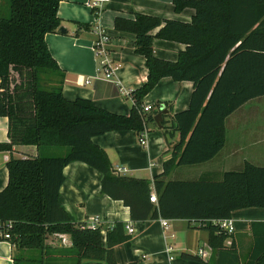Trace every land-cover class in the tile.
Segmentation results:
<instances>
[{"label":"trees","instance_id":"16d2710c","mask_svg":"<svg viewBox=\"0 0 264 264\" xmlns=\"http://www.w3.org/2000/svg\"><path fill=\"white\" fill-rule=\"evenodd\" d=\"M58 3L7 0L5 15L0 8V116L8 120V141H0V151L10 153L7 183L0 190V226L11 223L6 240L15 250L13 264H80L82 259L119 264L114 249L130 238L125 223H113L102 237L101 227L81 228V222H72L58 201L63 168L74 161L102 174L101 192L122 201L132 221L187 219L207 230L213 253L208 264H264V221L250 223L251 245L244 257L234 241L224 244L232 234L213 222L237 209L264 208V166L245 161L240 169L224 171L220 179H167L174 166L215 157L225 143L226 116L264 94V0H172L176 12L194 8L189 22L142 13L115 17L116 30L134 34V51L144 56L147 67L145 83L130 92L127 115L86 98L64 96V72L44 39L60 26ZM154 38L183 43L185 48L175 61L161 59L153 54ZM163 77L193 84L187 108L172 113L165 103L156 104L157 110L161 105L167 109L161 130L170 157L152 179L120 175L91 138L114 130L151 131L147 124L152 116L142 111L143 98ZM15 145L35 146L37 154L15 156ZM63 147L65 154L49 155L51 149ZM152 189L157 204L149 200ZM58 233L67 235L70 245L60 239L57 246L46 243ZM31 250L38 251L37 258L25 256ZM181 256L203 261L196 255Z\"/></svg>","mask_w":264,"mask_h":264},{"label":"crops","instance_id":"0c3cea01","mask_svg":"<svg viewBox=\"0 0 264 264\" xmlns=\"http://www.w3.org/2000/svg\"><path fill=\"white\" fill-rule=\"evenodd\" d=\"M90 2L91 0H59V27H64L66 31L62 32L58 28L46 33L44 39L52 57L64 72L62 92L67 99L86 98L107 111L127 115L132 102L129 96L120 92L116 81L131 92L145 83L147 67L144 56L134 51V34L116 30L115 17H131L134 13H142L189 22L194 8L185 7L176 12L172 0H108L96 7L100 8V12L95 16ZM97 26L109 35V58L117 66L109 79L104 77L94 53V29ZM156 31L157 28L152 30V34ZM152 48L154 56L175 61L185 45L154 38ZM192 89L191 81H174L170 77H163L144 96L143 104L152 106L150 113L157 111L158 102L165 103L170 112H178L188 107ZM7 125V117L0 116L1 142L8 141ZM224 127L225 143L215 157L204 163L187 166L186 169L174 166L168 176L176 179H197L203 176L220 179L224 171L240 169L245 161L264 166V94L249 99L232 111L226 116ZM138 134L135 130H114L93 136L91 140L104 150L114 170L125 168L120 175L152 179L162 171V164L170 157L171 152L164 133L156 126L151 131H146V148L139 145ZM13 154L36 155L37 150L32 145H15ZM9 157L8 151H0V190L7 183L6 162ZM63 174L65 179L59 189L58 201L72 222H86L99 217L104 227L119 221L132 227V233L126 231L130 238L114 249L119 264L130 261H136L137 264H208L211 259L213 253L208 244L207 230L193 227V223L187 219H168L165 230L159 219L132 221L129 208L122 201L114 200L101 192L102 174L98 170L83 162L74 161L63 168ZM230 218L234 231L224 244L230 245L234 241L239 254L244 257L251 245L250 223L264 221V208L237 209L232 211ZM105 231L101 230L102 237ZM170 233L174 237L166 239L165 236ZM57 239L50 236L46 243L57 246ZM167 242L174 248L171 253L165 250ZM14 253L11 243L0 237V264H13ZM182 253L196 255L203 261L184 258ZM80 264L106 263L96 259H82Z\"/></svg>","mask_w":264,"mask_h":264},{"label":"built area","instance_id":"2783aa9c","mask_svg":"<svg viewBox=\"0 0 264 264\" xmlns=\"http://www.w3.org/2000/svg\"><path fill=\"white\" fill-rule=\"evenodd\" d=\"M107 1L108 0H91L90 4L94 7L95 16H98L99 12H100V8H96V7L101 6L103 3L107 2ZM94 33L96 35L94 42H93L94 53L97 57L100 58V67H101V70L103 72L104 77L106 79H109L114 75V72L117 69V66L115 64H113L109 58L108 44L110 41V37L102 28H100L98 26L95 27ZM116 83L119 86L120 92L125 96H129L131 99L130 91L125 90L122 86H120L119 81H116ZM151 110H152L151 105H144V104L142 105V111L143 112L147 113ZM138 143L142 148L147 147L146 129H144V131H141L138 134ZM124 170H125V168L122 167V168H118L116 170V172L118 174H120V172L124 171ZM149 200H150V202L157 204V197H156V193L154 190H151L150 195H149ZM158 219H159L162 227L164 228V230L167 229L168 219L162 218V217H159ZM213 222L216 225H218L222 230L226 231L227 233H232L234 231L233 221L230 217L224 218V219H219V220H214ZM10 226H11L10 222H6V224L4 225V228H1V226H0V237L5 238V239L9 238V233L7 230L9 229ZM84 227L91 228V229L101 227L102 229L107 230V228H110L111 225L104 227L103 221L101 218L93 217L86 222H81V228H84ZM125 229L129 233H132V231H133L132 227L129 225H125ZM55 237L60 239L61 243L63 245H70V241L65 234L58 233V234H55ZM165 237H166V239L167 238H173L174 234L170 233L169 235H166ZM173 249H174L173 246L169 242H167L166 246H165L166 252L171 253L173 251ZM198 253L202 254V251L198 250Z\"/></svg>","mask_w":264,"mask_h":264},{"label":"rangeland","instance_id":"374dc122","mask_svg":"<svg viewBox=\"0 0 264 264\" xmlns=\"http://www.w3.org/2000/svg\"><path fill=\"white\" fill-rule=\"evenodd\" d=\"M6 4H7V0H0V8H1V14H7V7L5 8V10H3L4 9V5L6 6ZM98 58V60H99V65H100V58L99 57H97ZM51 77V76H50ZM43 83L44 84H47L48 85V78H43ZM128 102H129V100H127ZM131 108V107H130ZM66 148L65 147H63V148H53V149H51L50 150V153H49V155H63V154H65L66 152ZM181 168H184V169H186V168H188L187 166H183V167H181ZM231 169H235V168H231ZM174 176H171V175H169V176H167V179H176V178H173ZM188 177H191V176H188ZM178 178H181V179H190V178H182V177H178ZM177 178V179H178ZM195 179V178H194ZM200 230V229H199ZM55 237V236H54ZM31 255H34V257H38V251H34V250H31V251H28L27 253H26V257L29 259V257L31 256ZM31 258V257H30ZM35 258V259H36ZM20 264H43V263H41L40 261H38V262H30V260H28V261H22V262H20Z\"/></svg>","mask_w":264,"mask_h":264},{"label":"water","instance_id":"95a60500","mask_svg":"<svg viewBox=\"0 0 264 264\" xmlns=\"http://www.w3.org/2000/svg\"><path fill=\"white\" fill-rule=\"evenodd\" d=\"M59 30L62 32L66 31L62 26L59 27ZM162 106L163 105L160 106V109H158L155 114L153 112L149 113V115L152 116V121L147 124L148 129L152 130L155 126L159 129L162 128L161 122L163 120V116L167 114V109H164Z\"/></svg>","mask_w":264,"mask_h":264}]
</instances>
